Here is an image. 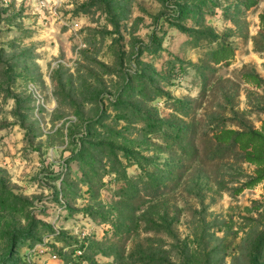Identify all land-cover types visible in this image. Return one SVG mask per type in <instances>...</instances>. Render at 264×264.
<instances>
[{
    "label": "rangeland",
    "instance_id": "obj_1",
    "mask_svg": "<svg viewBox=\"0 0 264 264\" xmlns=\"http://www.w3.org/2000/svg\"><path fill=\"white\" fill-rule=\"evenodd\" d=\"M29 262L264 264V0H0V264Z\"/></svg>",
    "mask_w": 264,
    "mask_h": 264
},
{
    "label": "built area",
    "instance_id": "obj_2",
    "mask_svg": "<svg viewBox=\"0 0 264 264\" xmlns=\"http://www.w3.org/2000/svg\"><path fill=\"white\" fill-rule=\"evenodd\" d=\"M40 251H44V249L42 248V249H40ZM78 251H79V252H82V250H78ZM51 256L56 257V256H57L56 252H53V253L51 254ZM27 264H32V262H29V263H27Z\"/></svg>",
    "mask_w": 264,
    "mask_h": 264
}]
</instances>
